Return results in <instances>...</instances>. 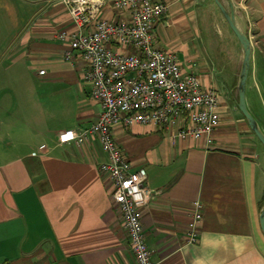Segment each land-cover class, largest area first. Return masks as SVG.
<instances>
[{"label": "crops", "instance_id": "0c3cea01", "mask_svg": "<svg viewBox=\"0 0 264 264\" xmlns=\"http://www.w3.org/2000/svg\"><path fill=\"white\" fill-rule=\"evenodd\" d=\"M157 1L167 6L153 29L157 46L217 91L220 124L210 146L151 125L112 129L152 191L141 218L152 260L264 264V148L237 108L241 46L236 38L221 46V34L200 15L205 0ZM231 3L251 46L246 107L264 133V0ZM97 18L130 23L112 0H103ZM62 31L76 28L61 0H0V262L135 264L111 183L99 170L107 158L98 141L58 140L62 131L95 123L100 112L84 79L86 62L64 59L70 48L56 39ZM195 38L206 42L208 57L191 54ZM194 202L203 206L202 219L190 244Z\"/></svg>", "mask_w": 264, "mask_h": 264}, {"label": "built area", "instance_id": "2783aa9c", "mask_svg": "<svg viewBox=\"0 0 264 264\" xmlns=\"http://www.w3.org/2000/svg\"><path fill=\"white\" fill-rule=\"evenodd\" d=\"M76 32H60L56 39L68 43L66 61L74 56L87 64L84 79L90 98L100 107L95 123L58 134L61 144L84 145L98 141L106 155L100 172L110 181L111 197L118 207L135 264H155L142 226V208L152 198L143 169L133 170L112 129L115 126H156L172 139L199 140L212 144L220 124L218 94L204 89L196 74L183 70L176 57L157 46L155 24L167 12L157 0H112L114 9L127 12L130 23L115 24L98 19L103 0H61ZM125 49L127 51H121ZM75 54V55H74ZM44 72L41 71L40 74ZM203 206L193 203L188 242H197ZM0 264H9L0 262Z\"/></svg>", "mask_w": 264, "mask_h": 264}, {"label": "water", "instance_id": "95a60500", "mask_svg": "<svg viewBox=\"0 0 264 264\" xmlns=\"http://www.w3.org/2000/svg\"><path fill=\"white\" fill-rule=\"evenodd\" d=\"M213 1L242 49V62H241L238 81H237V108L241 113V115L243 116V118L245 119L251 132L254 134V136L257 138L259 143L264 148V133L259 128L256 120L249 113L245 103L246 79L250 65V52H251L250 41L248 37L238 28L236 24L231 0H227L228 8H226L220 2V0H213ZM259 226L264 236V207L261 209L259 215Z\"/></svg>", "mask_w": 264, "mask_h": 264}, {"label": "rangeland", "instance_id": "374dc122", "mask_svg": "<svg viewBox=\"0 0 264 264\" xmlns=\"http://www.w3.org/2000/svg\"><path fill=\"white\" fill-rule=\"evenodd\" d=\"M200 15L202 16V20L207 22L208 26L212 27L215 32H219L221 34V46H227V43L230 40L231 42L236 40L234 39L235 37L233 33L230 31L228 25L224 21L221 13L219 12L217 6L214 4L213 0H205V5L204 7H201ZM177 37L178 36H176L175 34L174 38ZM190 45V48L192 50L191 54H198L202 58L209 56V50L207 49L206 42L203 41L202 38H195L193 41H191Z\"/></svg>", "mask_w": 264, "mask_h": 264}]
</instances>
